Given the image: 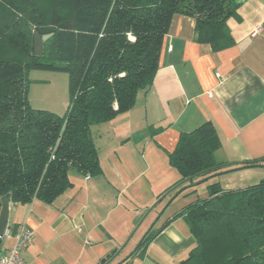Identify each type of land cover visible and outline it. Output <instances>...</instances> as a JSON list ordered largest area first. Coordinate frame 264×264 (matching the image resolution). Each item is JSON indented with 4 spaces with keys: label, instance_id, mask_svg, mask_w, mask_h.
<instances>
[{
    "label": "trees",
    "instance_id": "obj_1",
    "mask_svg": "<svg viewBox=\"0 0 264 264\" xmlns=\"http://www.w3.org/2000/svg\"><path fill=\"white\" fill-rule=\"evenodd\" d=\"M239 7L236 0H0V207L3 197L53 203L72 186L71 168L100 175L92 127L131 110L138 93L153 85L174 15L195 18L196 41L221 51L235 45L228 20L239 17ZM35 31L52 34L41 56ZM33 69L68 74L65 114L32 106ZM220 147L212 121L182 133L169 153L180 182L216 169ZM191 188L186 194L196 192ZM179 215L196 238L181 264H264V180L213 187ZM159 232L152 228L130 257Z\"/></svg>",
    "mask_w": 264,
    "mask_h": 264
},
{
    "label": "crops",
    "instance_id": "obj_2",
    "mask_svg": "<svg viewBox=\"0 0 264 264\" xmlns=\"http://www.w3.org/2000/svg\"><path fill=\"white\" fill-rule=\"evenodd\" d=\"M236 1L239 17L228 20L235 45L221 51L196 41L195 18L174 15L153 85L131 110L92 127L100 175L71 168L72 186L51 204L10 200L8 227L25 224L35 232L27 264H101L112 255L106 264H123L152 228L160 232L125 264H181L196 238L179 214L213 187L264 180V0ZM207 121L221 141L219 166L180 182L169 153L182 133ZM252 161L260 165L246 166ZM205 181L209 191L201 194ZM190 185L196 192L186 194ZM12 244L2 238L0 255Z\"/></svg>",
    "mask_w": 264,
    "mask_h": 264
},
{
    "label": "rangeland",
    "instance_id": "obj_3",
    "mask_svg": "<svg viewBox=\"0 0 264 264\" xmlns=\"http://www.w3.org/2000/svg\"><path fill=\"white\" fill-rule=\"evenodd\" d=\"M30 79L29 100L34 108L48 110L59 115L66 113L70 104L69 76L67 73L33 69L30 71ZM208 185L209 181L198 185L199 192L201 194L207 193L209 191Z\"/></svg>",
    "mask_w": 264,
    "mask_h": 264
},
{
    "label": "built area",
    "instance_id": "obj_4",
    "mask_svg": "<svg viewBox=\"0 0 264 264\" xmlns=\"http://www.w3.org/2000/svg\"><path fill=\"white\" fill-rule=\"evenodd\" d=\"M260 31L261 29L257 28L254 33L256 34ZM34 237L35 232L25 224L15 231L7 227L2 238H12L13 244L7 254L0 255V264H27L24 252L32 243Z\"/></svg>",
    "mask_w": 264,
    "mask_h": 264
},
{
    "label": "water",
    "instance_id": "obj_5",
    "mask_svg": "<svg viewBox=\"0 0 264 264\" xmlns=\"http://www.w3.org/2000/svg\"><path fill=\"white\" fill-rule=\"evenodd\" d=\"M51 36L52 34L41 35L38 31L34 32L35 53L38 56L43 55L44 42L48 40ZM189 179H192V178H189ZM1 201H2V206H1V214H0V240L3 237L6 228L8 227L10 199L3 197Z\"/></svg>",
    "mask_w": 264,
    "mask_h": 264
}]
</instances>
